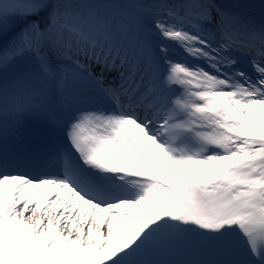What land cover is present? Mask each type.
Segmentation results:
<instances>
[{
    "label": "snow or ice",
    "instance_id": "obj_1",
    "mask_svg": "<svg viewBox=\"0 0 264 264\" xmlns=\"http://www.w3.org/2000/svg\"><path fill=\"white\" fill-rule=\"evenodd\" d=\"M0 264H264V0H0Z\"/></svg>",
    "mask_w": 264,
    "mask_h": 264
}]
</instances>
